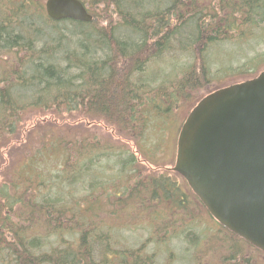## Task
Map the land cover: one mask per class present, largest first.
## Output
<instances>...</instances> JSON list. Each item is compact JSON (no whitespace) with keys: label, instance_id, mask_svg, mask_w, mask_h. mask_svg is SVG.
<instances>
[{"label":"trees","instance_id":"obj_1","mask_svg":"<svg viewBox=\"0 0 264 264\" xmlns=\"http://www.w3.org/2000/svg\"><path fill=\"white\" fill-rule=\"evenodd\" d=\"M81 1L89 22L53 21L44 0H0V264H158L161 243L182 233L192 264H264L217 230L181 175L141 162L168 149L187 89L264 68V0ZM222 43L244 47L235 68L213 69ZM142 215L149 234L131 245ZM219 233L221 260L203 245Z\"/></svg>","mask_w":264,"mask_h":264},{"label":"water","instance_id":"obj_2","mask_svg":"<svg viewBox=\"0 0 264 264\" xmlns=\"http://www.w3.org/2000/svg\"><path fill=\"white\" fill-rule=\"evenodd\" d=\"M44 10L53 21L92 19L81 0H44ZM171 169L217 222L264 252V68L191 108Z\"/></svg>","mask_w":264,"mask_h":264},{"label":"rangeland","instance_id":"obj_3","mask_svg":"<svg viewBox=\"0 0 264 264\" xmlns=\"http://www.w3.org/2000/svg\"><path fill=\"white\" fill-rule=\"evenodd\" d=\"M43 1V0H42ZM244 49L243 46L239 47L238 43H222L219 45H214V47L210 51V60L211 64H213V69L217 67L216 65H223L228 66V64H232V67L235 68L237 64L242 62L245 58H242V56L239 55V53ZM257 49H262L261 46H259ZM250 52V51H248ZM247 52V53H248ZM173 56L176 54H172ZM180 56V55H179ZM239 56V57H238ZM177 56L173 57L176 58ZM180 63H187V62H193L195 58L193 57H185L181 55ZM168 70V68H167ZM195 70H197V67H195ZM185 71V70H183ZM197 72H200L197 70ZM225 71H220L218 74H215V79L210 82V84H201L199 88H196L194 90H188L187 93L189 96L185 97V99H182L179 103V109L178 112L173 119L172 125L169 127V132L167 131L165 135V143L168 144V149L166 148L160 159L159 162L156 164L150 163L148 161H141L145 168L148 171H153L155 174H162L164 172V175L171 176L172 180L175 179V181L180 184L181 180L178 176L173 174V170L171 167L174 165L175 162V156H176V141H177V135L179 131L174 130V121H177L178 127L181 126L183 120L185 119L186 115L188 114V111L192 108L193 104L195 103V100L201 96L202 94L206 93L211 88H217L219 86L228 85L234 82L240 81L243 77H234L231 79H228L225 77ZM233 77V76H232ZM179 122V123H178ZM94 125H99L101 127H104L102 123L94 122ZM164 128H167L168 124L162 125ZM107 131L111 132V129H107L104 127ZM158 128L154 127L151 131V136H157ZM115 135V134H114ZM117 137V136H115ZM167 139V142H166ZM131 147L133 146L131 141H128ZM134 149V146L132 147ZM135 150V149H134ZM141 159V158H140ZM160 168H157L159 167ZM147 173V172H146ZM178 211V210H177ZM178 213V212H177ZM143 215L138 216V218L134 219L131 217V221L134 223L133 228L131 231L125 233L126 240L131 245H137L140 241L144 242L149 234L148 228H145L144 225L148 226L145 220H143ZM116 222V221H115ZM142 222V223H141ZM147 222V220H146ZM199 228L196 227L194 230L199 231ZM173 232V231H171ZM161 236H163L162 233H160ZM178 239H172L169 237L168 242L165 244L164 242L161 243V246L158 248V264H192L191 261L188 260L186 254V247L187 243L184 241V234H180V237H177ZM161 240V239H159ZM201 246V245H199ZM149 250L155 248V245L153 243H150L147 247ZM193 252V250L190 249V253ZM193 258V256H192Z\"/></svg>","mask_w":264,"mask_h":264},{"label":"flooded vegetation","instance_id":"obj_4","mask_svg":"<svg viewBox=\"0 0 264 264\" xmlns=\"http://www.w3.org/2000/svg\"><path fill=\"white\" fill-rule=\"evenodd\" d=\"M175 172V171H173ZM177 173V172H175ZM208 212V211H207ZM208 215L210 217V219L215 223L217 230L220 231H226V232H230L227 228L223 227L219 222H217L208 212ZM213 235V234H212ZM223 235H225V232H223ZM239 237V236H238ZM220 238V239H219ZM241 238V237H239ZM242 239V238H241ZM244 240V239H242ZM214 242H212L211 240H209V238L204 242V248L205 250H207V252L210 250H214L217 254V257H219V259L221 260V257L230 254L229 252V246L228 243H225L224 240L222 239L221 234H217L216 235V240H213ZM245 241V240H244ZM246 243H248L247 241H245ZM249 245L253 246L252 244L248 243ZM254 247V246H253ZM256 248V247H255Z\"/></svg>","mask_w":264,"mask_h":264}]
</instances>
